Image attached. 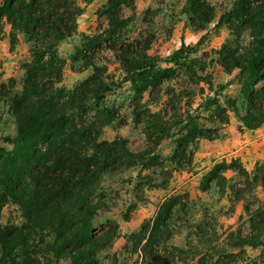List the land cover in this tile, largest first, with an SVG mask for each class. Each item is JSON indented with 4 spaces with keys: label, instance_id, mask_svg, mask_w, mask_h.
Masks as SVG:
<instances>
[{
    "label": "trees",
    "instance_id": "obj_1",
    "mask_svg": "<svg viewBox=\"0 0 264 264\" xmlns=\"http://www.w3.org/2000/svg\"><path fill=\"white\" fill-rule=\"evenodd\" d=\"M225 2L184 0L181 13L195 29H204L223 7L218 25L231 37L211 57L198 55V43H183L162 65L149 52L155 36L138 20L135 0H107L97 10V30L82 35L71 58L73 67L82 63L92 72L69 88L62 84L57 42L76 33L83 8L76 0H0V25H11L12 42L24 33L32 45L21 94L10 95L16 80L0 75V99L20 126L15 137L0 141V264H51L64 257L72 264H246L248 246L264 255V201H247L242 187L232 188L230 200L232 207L245 201L249 233L221 221L225 211L214 207L220 198L173 192L120 250L103 255L118 237L119 223L109 213L124 194L133 199L131 211L146 190L168 188L175 173L193 164L192 145L219 137L230 109L239 113L242 130L264 124V0ZM109 54L120 79L110 72ZM216 67L238 71L240 90L224 102L223 88L214 87ZM122 82L129 83V95L118 102L111 96ZM125 106L144 136L141 149L122 136L100 141L106 128L123 125ZM165 140L173 148L164 156ZM230 170L252 192L264 181V169L250 173L239 158L223 159L202 175L200 190L222 197ZM9 203L21 223L2 222Z\"/></svg>",
    "mask_w": 264,
    "mask_h": 264
},
{
    "label": "rangeland",
    "instance_id": "obj_2",
    "mask_svg": "<svg viewBox=\"0 0 264 264\" xmlns=\"http://www.w3.org/2000/svg\"><path fill=\"white\" fill-rule=\"evenodd\" d=\"M76 1L83 8L77 20L76 33L57 42L60 55L64 59L62 84L69 88L84 80L92 72V68L83 69L82 63L73 67L71 58L75 47L80 43L82 35L97 30L99 25L97 10L107 0ZM211 1L218 2V4L223 3L222 5L226 4L225 0ZM183 2L184 0H135V13L138 20L145 21L146 26L150 28L155 36L149 52L156 58L161 59L160 64L162 65H166L164 59L183 43L187 45H196L198 43V55L209 52L211 57L214 50L219 49L222 43L231 37L230 31L226 26L218 25L220 11L223 7H218L217 16L204 29H195L187 17L181 13ZM125 13L127 15L134 14L131 10H126ZM31 47L32 45L29 43L27 37H17L16 41L12 42L9 28L5 21L2 22L0 25V75L7 82L11 77L15 78L16 83L11 88L10 95L21 94L28 84L23 64L31 58ZM107 57L110 59V72L120 79L123 74L118 68V63L111 54ZM238 80L237 70L229 74L222 68L216 67L214 87L223 88L221 93L222 102L225 101V96H235L238 94L240 90ZM128 95L129 83L122 82L117 92L111 97L112 99H117L118 102H123ZM3 100L4 96L0 99V141L2 142H4L3 137L5 135L15 137L20 129L16 117L10 112L9 107L5 106ZM153 109H156V107L153 106ZM121 111L124 116L122 120L124 122L123 125L106 128L100 141L105 139L114 141L117 136H122L129 142L130 148L134 150L141 149L145 145L144 136L134 126L131 110L128 106H125ZM240 125L239 113L236 110L230 109V121L221 127L219 137L213 139L204 138L193 144L192 148H195L193 164L189 169L175 173L168 188L146 190L143 194L144 196L134 203L131 211H127V209H129L128 206L133 199L128 194H124L122 196L123 199L120 200V204L109 213L119 223L118 237L103 255L107 256L114 251L120 250L125 245L127 236L139 230L145 220L153 217L161 201L173 192H186L192 200L202 197L204 201L209 202L212 197L216 196V198H220V202L214 207L225 211L221 221L231 224L235 231L240 229L249 233L251 227L244 208L245 201L240 200L232 207L230 199L231 196L236 195V192L232 191V188L237 190L242 187L247 201H252L255 198L264 201V181H261L252 192L249 191L246 179L241 178L238 172L230 170L226 172L230 180L227 182V189L222 197L219 192H209L208 194L200 190L202 175L215 163L223 159L230 161L232 158H239L250 173L261 172L260 174H263L260 168L264 169V149L254 147L249 142L250 138L240 128ZM6 145L11 146L8 143ZM160 148H162L165 156L172 151L173 144L171 140H165L160 145ZM165 162L168 164L167 161ZM259 165L262 166L258 170ZM22 221L23 219L17 206L9 203L4 207L2 212L3 223H21ZM97 222L99 223V220ZM246 249L248 258H246L244 263L264 264L262 248L248 246ZM51 264H72V259L64 257Z\"/></svg>",
    "mask_w": 264,
    "mask_h": 264
},
{
    "label": "crops",
    "instance_id": "obj_3",
    "mask_svg": "<svg viewBox=\"0 0 264 264\" xmlns=\"http://www.w3.org/2000/svg\"><path fill=\"white\" fill-rule=\"evenodd\" d=\"M7 24V27L9 28V35L11 37V25L4 20ZM21 36L26 38V35L24 33H18L17 37ZM244 133L246 134L247 137L250 138V141L254 147H258L260 149H264V124L258 128L255 129H244Z\"/></svg>",
    "mask_w": 264,
    "mask_h": 264
}]
</instances>
